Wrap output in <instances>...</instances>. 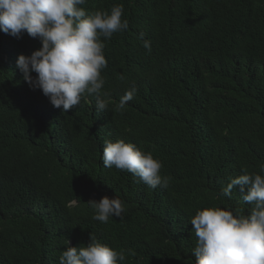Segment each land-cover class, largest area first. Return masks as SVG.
Returning a JSON list of instances; mask_svg holds the SVG:
<instances>
[{
  "label": "trees",
  "instance_id": "1",
  "mask_svg": "<svg viewBox=\"0 0 264 264\" xmlns=\"http://www.w3.org/2000/svg\"><path fill=\"white\" fill-rule=\"evenodd\" d=\"M114 5H123L129 28L104 41L110 103L103 112L95 96L67 113L53 107L16 66L39 40L0 32V264H59L67 246H86L91 234L124 251L123 264H194L189 221L198 209L250 212L237 189L231 199L221 193L230 177L259 174L264 165V0H87L82 7ZM133 85L134 98L116 111ZM105 140L150 152L169 186L151 189L104 167ZM105 196L119 198L125 211L101 223L87 203Z\"/></svg>",
  "mask_w": 264,
  "mask_h": 264
},
{
  "label": "clouds",
  "instance_id": "2",
  "mask_svg": "<svg viewBox=\"0 0 264 264\" xmlns=\"http://www.w3.org/2000/svg\"><path fill=\"white\" fill-rule=\"evenodd\" d=\"M86 3L87 0H0V32L16 39L26 33L41 44L30 56L21 54L16 61L24 81L64 113L88 96H95L98 111L108 109L110 100L103 91L106 81L101 75L108 65L104 41L129 28V21L122 20L123 5L112 6L110 12H88L82 7ZM140 39L150 52L151 43L144 40L143 33ZM117 79L124 81L125 77L118 74ZM135 94L133 85L115 110H124ZM102 163L106 168L131 173L151 189L169 186L170 177L160 174L162 163L150 152H142L123 140L104 141ZM242 171L244 174L229 178L221 194L231 199L233 189H237L243 202L252 206L250 212L245 215L240 209H198L189 221L196 237L194 264H264V165L259 174ZM87 204L94 212L93 219L101 223L113 216L121 218L125 211L117 197L105 196ZM125 260L124 251L100 243L92 234L86 246H67L59 256V264H123Z\"/></svg>",
  "mask_w": 264,
  "mask_h": 264
}]
</instances>
